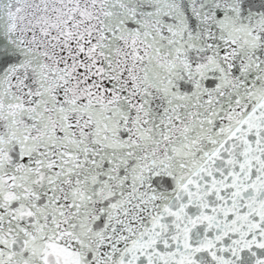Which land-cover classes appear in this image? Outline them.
<instances>
[{"label":"snow or ice","instance_id":"1","mask_svg":"<svg viewBox=\"0 0 264 264\" xmlns=\"http://www.w3.org/2000/svg\"><path fill=\"white\" fill-rule=\"evenodd\" d=\"M0 264H264V0H0Z\"/></svg>","mask_w":264,"mask_h":264}]
</instances>
